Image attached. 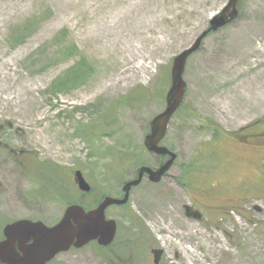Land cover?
Here are the masks:
<instances>
[{"label": "rangeland", "instance_id": "1", "mask_svg": "<svg viewBox=\"0 0 264 264\" xmlns=\"http://www.w3.org/2000/svg\"><path fill=\"white\" fill-rule=\"evenodd\" d=\"M228 3L0 0V241L15 221L57 224L82 196L89 209L104 195L120 198L140 166L160 165L144 140L166 107L173 60ZM238 9V20L188 60L183 113L162 143L178 156L169 174L159 184L145 179L126 206L107 210L119 226L110 251L92 243L52 264H153L152 249L164 250L161 264H264V0ZM83 59L84 80L57 90ZM202 119L247 128V141L210 146ZM243 150L250 162L238 157ZM201 151L204 167L185 179ZM50 171L64 178L58 194L55 182L41 181ZM76 171L91 194L73 182ZM137 238L138 249L123 245Z\"/></svg>", "mask_w": 264, "mask_h": 264}, {"label": "water", "instance_id": "2", "mask_svg": "<svg viewBox=\"0 0 264 264\" xmlns=\"http://www.w3.org/2000/svg\"><path fill=\"white\" fill-rule=\"evenodd\" d=\"M241 0H229L227 6L211 21L194 44L174 58L171 69V85L166 94V107L150 123V132L145 137L146 150L155 156L169 158L157 168L142 166L137 177L123 187V198L106 196L99 205L86 210L81 205L69 206L62 219L54 226H47L41 221L19 220L6 225L4 239L0 242V264H48L57 255L69 251L72 247L82 248L91 242L101 247L114 243L118 225L107 218L111 207L125 206L133 188L142 184L147 177L151 183L159 184L171 171L178 156L162 145L167 136L170 122L182 107L187 94L184 79L188 60L197 53L204 40L212 33L229 26L239 18ZM76 184L83 193H90L92 188L82 172L75 173ZM164 251L152 250L154 264H160Z\"/></svg>", "mask_w": 264, "mask_h": 264}, {"label": "trees", "instance_id": "3", "mask_svg": "<svg viewBox=\"0 0 264 264\" xmlns=\"http://www.w3.org/2000/svg\"><path fill=\"white\" fill-rule=\"evenodd\" d=\"M73 49L75 51H77L75 46H73ZM71 50H72V47L69 48V50H68L70 55H72V53H73ZM88 71H89V67H88L86 61L83 59L74 68L70 69V71L66 74V76L64 78H62L61 80L56 81V83H55L56 89L60 90V91H65V90H68V89L76 86L77 84L81 83L84 80L85 76H87ZM183 109H184V104H183L182 108L178 111L177 115L182 114L183 113ZM202 123H203V126H204L205 130L210 132V134H211V141L209 143L210 146L211 145L212 146L220 145V143L222 144L223 142L226 143V140H224L226 138H234L235 140H237L238 138H240L242 136L243 132L246 131V129H245V130L240 131V132H229V131H226L223 127H221L219 124H217L215 122H212V121H210L208 119H202ZM255 126L256 125H253V127H255ZM250 128H252V127H250ZM243 140H246V138L244 136H243ZM129 156H130L129 158H128V156H126L127 158H123L121 160V163L119 165H117L116 169H120V170L122 169L123 170L122 167H124L126 165V163H128L131 159H132V161L134 160V158H135V154L134 153H131V155H129ZM204 159H205L204 151L203 152L201 151L200 156L198 158L196 157L194 159V161H192V163H190L185 168V173L183 174L182 177L185 176V179H188V180H190L192 177H194L195 172H197L198 168L201 165H202V168L204 167V164H203ZM41 165H43V166L44 165H49V166H52V167L56 168L55 166H53V165H51L49 163H44V164H41ZM57 169L62 170L60 168H57ZM53 173H55V172H51L50 171L49 175L46 177L47 180L42 179L41 181L55 182L57 187L54 188L53 192H55V194H58L59 193L58 191H61L60 188L62 187L60 182H62V179H64V178L61 177L60 178L61 181H59V180H57L56 176L53 175ZM118 173H122V172H118ZM182 177L178 178L179 179L178 182H179L180 185H184L185 184V183L182 182ZM45 184H46V187L48 188L47 183H45ZM187 186H189V185L186 184V187ZM82 197L83 198L78 203L81 204L83 207L88 206L87 204L84 203L85 202V197L84 196H82ZM86 202H88V201H86ZM88 208H90V207L88 206Z\"/></svg>", "mask_w": 264, "mask_h": 264}, {"label": "flooded vegetation", "instance_id": "4", "mask_svg": "<svg viewBox=\"0 0 264 264\" xmlns=\"http://www.w3.org/2000/svg\"><path fill=\"white\" fill-rule=\"evenodd\" d=\"M242 141V140H241ZM246 151H240V153H239V158L241 159V160H243V161H246V162H250L251 160H250V158L246 155V153H245ZM161 161H163V160H161ZM145 180V179H144ZM144 180H143V182H144ZM148 180V179H147ZM149 181V180H148ZM73 182L75 183V179H73ZM142 182V183H143ZM150 182V181H149ZM151 183V182H150ZM179 183V182H178ZM188 187L190 188V186H191V183H188ZM183 188H185L186 190H187V188L188 187H186V184H184V185H181ZM52 226H54V225H52ZM118 233H119V226H118V232H117V237H118ZM117 239V238H116ZM141 240V238H137L136 240L135 239H133V240H127L126 241V243H123V245L124 246H126V247H136V249H138L139 248V242H141L140 241ZM116 241V240H115ZM115 241H114V243H115ZM92 243H94V244H96L97 246H98V248L100 249V250H106V249H109V251L112 249V247H113V244L112 245H110V246H108V247H101V246H99L98 244H97V242H91V243H89L87 246H84V247H82V248H76V247H72L69 251H67V252H64V253H61V254H59V255H57L56 256V258H54L50 263H48V264H52L58 257H60V256H64L65 257V255H70V254H74V253H79V252H81V251H83L86 247H88L89 245H91ZM153 250V249H152ZM152 250H151V254H152ZM165 253V252H164ZM164 253H163V256H164ZM163 256H162V260H163ZM130 258V257H129ZM63 261H61L60 262V264H75L76 262L72 259V258H70V260L69 259H62ZM126 260V259H125ZM162 260H161V263H162ZM111 261V260H110ZM127 264H129V263H127ZM154 264V263H153Z\"/></svg>", "mask_w": 264, "mask_h": 264}, {"label": "bare ground", "instance_id": "5", "mask_svg": "<svg viewBox=\"0 0 264 264\" xmlns=\"http://www.w3.org/2000/svg\"><path fill=\"white\" fill-rule=\"evenodd\" d=\"M139 64V63H138ZM137 69L141 70L142 68H144V66L142 64H140L139 66L136 67ZM133 72V71H132ZM130 72V73H132ZM131 79V78H130Z\"/></svg>", "mask_w": 264, "mask_h": 264}]
</instances>
